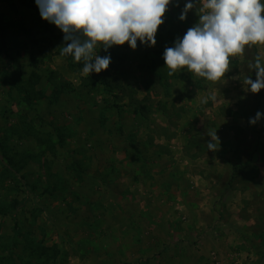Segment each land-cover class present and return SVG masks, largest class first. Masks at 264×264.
<instances>
[{
    "label": "rangeland",
    "instance_id": "374dc122",
    "mask_svg": "<svg viewBox=\"0 0 264 264\" xmlns=\"http://www.w3.org/2000/svg\"><path fill=\"white\" fill-rule=\"evenodd\" d=\"M187 2L169 4L155 46L138 40L135 50L125 43L106 52L98 45L96 54L112 62L84 74L83 62L61 55L64 33L42 19L36 0H0V24L19 60L0 46V142L16 153L17 176L38 192L18 188L28 197L20 233L10 216L0 218V258L24 264L29 252L10 251L8 242L23 244L28 231L60 254L49 264H264V190L253 183L264 170V117L251 124L253 134L242 125L260 112L261 91H238L249 87L261 49L250 44L230 57L219 81L187 68L169 76L165 49L198 23L203 6L192 0L196 8L180 20ZM33 36L45 39L43 50ZM33 72L40 85L30 81ZM108 75L120 86H93ZM63 83L67 92L52 102L53 85ZM27 90L44 97L29 99ZM209 132L217 134L216 151L207 148Z\"/></svg>",
    "mask_w": 264,
    "mask_h": 264
},
{
    "label": "clouds",
    "instance_id": "9594fccd",
    "mask_svg": "<svg viewBox=\"0 0 264 264\" xmlns=\"http://www.w3.org/2000/svg\"><path fill=\"white\" fill-rule=\"evenodd\" d=\"M172 0H36L42 19L55 24L64 33L61 55H71L83 62V73H101L111 64L110 54L101 57L95 49L108 51L114 45L128 43L137 48L139 40L155 46L159 27ZM200 0H198V3ZM197 11L199 21L189 28L174 47L164 52L166 67L171 76L179 69L209 81H219L229 72L230 57L242 55L250 44H264V4L261 0H202ZM196 8L188 0L179 17ZM94 61V63H93ZM256 80L246 79V91L259 93L264 89V64L256 57ZM215 100V97H212ZM264 113L257 112L250 123L255 125ZM210 151H216V132H209Z\"/></svg>",
    "mask_w": 264,
    "mask_h": 264
},
{
    "label": "trees",
    "instance_id": "16d2710c",
    "mask_svg": "<svg viewBox=\"0 0 264 264\" xmlns=\"http://www.w3.org/2000/svg\"><path fill=\"white\" fill-rule=\"evenodd\" d=\"M46 29H47V24H46ZM32 40H33V42H35V44H37L39 46L40 50L44 49V44L46 43L44 38L36 39L35 36H33ZM0 46L2 48V51L4 52V54L7 57L13 59V61L17 62V64L19 63V60L16 57H14L12 55V53L10 52V48H9V45H8L7 33L5 32V28L1 24H0ZM53 73H54L53 71H50L48 73V76H47V81L48 80L51 81V85H52V81H53L52 80L53 79V77H52ZM109 76H111V75H108V76L104 77V79H100L99 77H96L95 79H92L91 82H92V84H94L93 86H96L95 84L97 82L101 83V85H102L101 87L104 88L105 92L110 91V89L114 88V86H120V82L119 81H116L113 84L112 83L113 82L112 81V76L110 78H109ZM30 81H32L33 84L36 83V84L40 85L41 75L39 73L33 72V74L30 76ZM53 86L54 87H52V92H51L52 98H51V100H52V102H53V100H58L59 101L61 95L63 93H65V92H67V90H68L67 86L68 85L63 83L61 86H57L56 84L53 85ZM91 89H93V87H91ZM27 92L29 93V95H28L29 99L33 98V97L41 99V98L44 97V93H43L42 90L39 91L40 95H35V96L31 95V91L27 90ZM47 98H49L48 95H47ZM108 108H109L108 107V103L105 101V105L103 106L102 110H106ZM101 123H103V120L101 121ZM61 140L64 141L63 137H62V139H60V141ZM60 143H62V142H60ZM15 155H16V153L15 154H11V150L7 146V144H5L3 142H0V157H1V161L5 160V161H3V165H4V174L3 175L4 176L2 175V178H0V181H1L0 185L4 189H6V192L3 195L0 194V218H4L6 216H10L13 219V221H14V228H13L14 232L20 233V231L24 227H23V225H21V221L19 220V217H18L19 214L18 213H19V211L23 210L22 209L23 208L22 205L24 204L26 198H28V197L25 194L22 195V196L21 195L19 196L18 195L19 194L18 188L19 187L21 188L22 186H24L25 189H24V191L22 193H26V191H27L28 195L29 194L36 195V193H38V192H37V184L36 183H34V182L31 183L29 181H25L24 182L22 180L25 177L24 174H22L20 176V178L17 176L19 172L17 171L18 169L16 167ZM78 174H79V176L81 178H85L86 177L85 173L78 172ZM16 177H18V179ZM8 178L16 179V184H14V185L13 184L10 185L9 183L6 184V181H7ZM50 189H51V183L49 181H47V187L46 186L44 187L43 192H45V193L50 192ZM24 221H26V220H24ZM0 230H1V228H0ZM30 234L31 233L27 231V235L29 237L26 236V238H25L26 242H24L23 244L22 243H18L16 241H14L13 243H11V241L8 242L9 245H10V251L12 249H14V248H18V247L21 246V248H22L21 251L27 250V252H29L28 253V255H29L28 257L29 258L22 260L24 264H31L33 262L32 261V257H34L35 260L38 261L41 264H49V262H52V261L55 260V256L57 257V256L60 255L59 253H56L54 251H49L47 249V247L43 245V242L32 238L30 236ZM11 237H12V235H11ZM11 237H9V238H11ZM9 260L10 259H8L7 256H4V257L0 258V261L2 263L18 264L15 261L12 262V261H9Z\"/></svg>",
    "mask_w": 264,
    "mask_h": 264
},
{
    "label": "crops",
    "instance_id": "0c3cea01",
    "mask_svg": "<svg viewBox=\"0 0 264 264\" xmlns=\"http://www.w3.org/2000/svg\"><path fill=\"white\" fill-rule=\"evenodd\" d=\"M257 46L261 49V54H262V57H261V59H262V61H263V64H264V44H257ZM250 78L253 80V81H255L256 80V73L255 74H251V76H250ZM210 86V85H209ZM239 89V90H238ZM238 89H236V90H238V91H241V90H243L242 91V93H239V94H245V93H247V91L245 90V88L244 87H238ZM261 91V93L263 94L262 96H261V93H259L258 94V97H260V99L259 100H257V102H256V105H255V107L257 108L256 110L257 111H260V112H264V89H261L260 90ZM238 96H240V95H238ZM261 97H262V99H261ZM214 103H215V105H217V102L216 101H214ZM221 105H219V107H220ZM213 107H214V105H213ZM247 122V123H246ZM245 122V124H242L244 127H250L251 128V133L250 134H253V133H255V130H253V125H251V123L249 122V121H246ZM249 122V123H248ZM258 182V185L259 186H261L260 188H262L263 190H264V170L263 171H261L260 172V174L255 178V180L253 181V183H255V182ZM230 218H229V221L230 222H232V218H231V216H229ZM255 218H253V220H245V224H248V226H253L254 224H255V220H254ZM235 224H244V222H236ZM238 226H236V228H237ZM264 234V233H263ZM260 238H262V236L260 237ZM259 238V239H260ZM258 239V240H259Z\"/></svg>",
    "mask_w": 264,
    "mask_h": 264
}]
</instances>
